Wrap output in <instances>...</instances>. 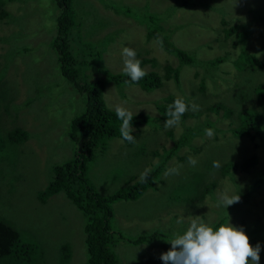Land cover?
I'll list each match as a JSON object with an SVG mask.
<instances>
[{"label":"rangeland","instance_id":"374dc122","mask_svg":"<svg viewBox=\"0 0 264 264\" xmlns=\"http://www.w3.org/2000/svg\"><path fill=\"white\" fill-rule=\"evenodd\" d=\"M256 2L264 4V0ZM251 6V0H71L73 21L96 22L86 35L95 48H102L101 63L109 73H123V46L133 48L137 59L144 60L141 67L146 73L163 76L166 67L177 70L176 80L170 72L159 88L149 91L136 84L104 85L102 98L108 109L121 105L134 115H147L148 121L132 126L135 143L121 142L119 134L102 140L103 150L95 152L85 168L96 192L106 195L133 184L178 142L142 197L110 204L115 236L147 238L135 245L124 238L113 239L111 250L117 264H163L159 256L171 246L166 241L186 230L196 216L211 225L220 215L223 223L242 227L253 247L252 241H264V184L252 180L255 169L245 171L240 165L252 152L260 162L264 150L253 147L247 135L237 138L232 132L239 126L236 113L243 109L254 110L256 115L264 112L260 96L264 91V22L243 41L234 33L224 37L222 32L239 24L241 16L242 21L251 20L252 13L246 10ZM125 8L161 19L158 24L166 40L188 53L193 62L179 64L154 38L146 39L145 26L122 14ZM57 12L53 0H0V81L1 76L4 80L0 88L10 101L0 95L5 106L0 105V140L6 138L3 133L8 127L27 132L26 140L0 149V219L15 225L22 240L41 247L37 264H82L86 257L82 213L62 192L43 203L37 198L52 178V166L72 157L75 145L67 136L68 122L84 106L82 97L60 76L55 50L49 45L57 35ZM221 20H227L223 27ZM83 24H79L81 30ZM241 52L251 55L255 63L249 64ZM216 59L215 68L207 71L204 62ZM87 74L89 82L106 77L96 67H88ZM176 96L199 105V111L185 112L188 116H182L178 126L166 129L168 117L162 118L157 105L164 108ZM206 128L213 130L212 137L205 135ZM186 141L190 147L182 145ZM222 144L226 146L218 152ZM189 157L197 160L195 166L189 164ZM222 157L235 165L222 178L214 179L217 176L212 174L211 191L188 203L185 184L193 178L201 180L205 168L218 164ZM173 168L179 174L166 176L165 171ZM224 192L238 194L241 200L233 207H217ZM138 210L141 215L135 214ZM159 232L168 236L161 238L164 235ZM61 255L67 258L60 261ZM259 256V264H264V245Z\"/></svg>","mask_w":264,"mask_h":264},{"label":"trees","instance_id":"16d2710c","mask_svg":"<svg viewBox=\"0 0 264 264\" xmlns=\"http://www.w3.org/2000/svg\"><path fill=\"white\" fill-rule=\"evenodd\" d=\"M53 2L58 9L55 16V34L57 35L52 42H49V45L55 50L60 76L66 81L65 83H67L72 91L78 93L82 97L84 106L81 114L74 116L68 122L67 136L75 145L72 150V157L63 163L52 166V178L45 188L37 193V198L40 203H43L47 197L62 192L74 207L82 213L85 218L82 229L85 233L83 243L86 255L85 261L82 264H117L116 256L111 250V242L113 239L124 238L129 244L135 245L147 238L142 235H138L134 238L123 237L122 234L115 236L110 226L111 219L113 218L111 205L118 201L128 202L142 197L143 193L150 187L151 181L155 178L159 170L165 168V161L174 153L173 150L178 147V142H175L174 146L161 157L153 168L150 169L151 171L145 182L140 183L138 182L139 179H137L133 184L125 185L123 188L106 195H101L94 190L85 176L86 164L95 152L100 151V149L103 150V146L105 145L102 142L103 139L115 137L118 134L119 137L121 136L120 126L122 122L117 119L115 111L108 109L103 101L102 93L104 85L107 82H112L115 85H126L124 81L130 80V78L123 73L111 74L102 66L100 59L102 48H95L88 42L89 36L86 35L88 34V29L95 26V21H92V24L87 22L83 24L80 20L77 22L73 21L71 0H53ZM252 2H254V6L246 9L248 14H252H249V16L248 14L245 15L248 16V18L250 17L251 20L242 21V16L239 17V24L223 28L222 32L224 37L234 33L235 36L243 41L257 24H263L264 4L256 2V0H251V3ZM122 14L135 19L145 26L146 39H155L158 34L162 36L163 40L162 45L160 44L161 47L169 54L175 56L179 64L185 65L193 62L192 57L188 53L166 40V35L158 24L161 19L157 20L155 15L147 13L139 14L129 8H125ZM226 21L227 20H221L222 27L226 25ZM79 24L84 25V30L80 29ZM241 56L248 61L249 64L255 63L251 55L247 56L243 52ZM217 60L218 59L204 62V64L208 66L207 71L210 72L211 69L215 68L218 62ZM143 61H141V66ZM251 66L252 65H250V67ZM88 67L98 68L101 72L106 74L105 79L95 80L93 82L87 81ZM165 71L166 74L163 76H158L156 72H147V75L138 84L131 82L130 84H136L141 89L149 91L159 88L162 84V80L165 79V76L170 72H172L176 80V69L166 67ZM2 78L1 76V84L4 83ZM0 95L8 100V97L2 94V87L0 88ZM260 96L264 99V91L261 92ZM9 102L8 100V103ZM172 102L173 100L166 105L168 106ZM0 105L5 108L2 103H0ZM167 106L163 108L161 103L157 105V108L160 107L159 109L162 111L161 116L163 119L167 117ZM253 111L254 110L243 109L241 112L236 113L235 118L239 122V126L236 132H232H234L233 135H237V138L243 134L247 135L250 141L253 142V147L264 150V136L263 130L261 129V125L264 124V112H260L256 115ZM225 114L230 115L231 113L227 112ZM185 116L188 115H183V117ZM147 121V115L138 113L133 116L131 126H139ZM249 131H253V133ZM3 134L6 138H4L3 142L0 140V149L4 148L5 144L16 145L21 143L23 140H26L27 137V132L17 126L4 129ZM259 136L263 137L258 138ZM185 144L187 145L188 141L184 142L182 145ZM187 146L190 147V145ZM225 146L226 145L222 144L218 152H222ZM257 159V155L252 152V154L244 156L240 163L242 169L245 171L250 170L249 168L256 170V175L252 178L256 185L264 184V159L260 160V162H258ZM217 165L216 167H206L204 172L200 174L201 180L197 181L193 178L190 182L185 184L188 203L200 200L205 193H209L214 186L213 180L222 178L230 171L229 168L235 164H228L226 158L222 157ZM212 174H216L217 178L210 179ZM2 177L7 179L8 174L4 173ZM240 200L241 198L239 201ZM238 202L230 205V207H233ZM143 205L144 204H141V206ZM138 207L139 206H137L136 209ZM143 208L149 211L148 208ZM137 212L141 215L140 210L136 211L135 214ZM221 223H223V220L221 216L218 215L217 220L212 221L210 226L215 230ZM183 231L185 230L180 231V233H183ZM19 233L15 225L0 219V264H37V262L41 260V247L34 241L29 242L22 240ZM158 234L164 235L162 232ZM166 236L168 235L159 237L164 238ZM251 243L256 245L258 241H252ZM259 244L261 248V246L264 245V241L259 242ZM170 248L171 246L168 247V249ZM66 258L67 255H61L59 260L64 261Z\"/></svg>","mask_w":264,"mask_h":264},{"label":"clouds","instance_id":"9594fccd","mask_svg":"<svg viewBox=\"0 0 264 264\" xmlns=\"http://www.w3.org/2000/svg\"><path fill=\"white\" fill-rule=\"evenodd\" d=\"M163 37L159 34L155 42L162 45ZM122 72L130 80H125L126 85L138 84L147 73L141 67V61L136 57L133 48L123 46L121 49ZM257 58L261 55L257 53ZM199 111V105L194 102H186L184 97L176 96L171 104L167 106L164 127L173 128L179 125L181 117L187 111ZM117 119L122 123L120 126L121 142L135 143V138L130 134L133 131L131 121L134 114L126 107L117 105L114 109ZM207 137H212V129H204ZM189 164L195 166L197 160L188 158ZM213 166H218L216 162ZM150 169H145L139 176L140 183L146 181ZM170 173L179 174L177 168L168 169L165 175ZM238 194L230 196L227 192L221 193L217 199V207L225 209L238 202ZM182 221H178L180 223ZM171 248L160 254L159 259L163 264H259L261 250L259 242L253 247L242 227H234L230 223H221L213 229L212 226L201 220L198 216L193 217L189 226L183 233H173L168 241Z\"/></svg>","mask_w":264,"mask_h":264}]
</instances>
